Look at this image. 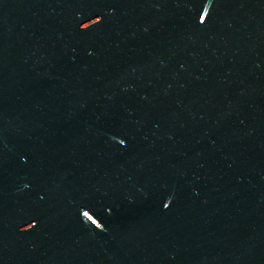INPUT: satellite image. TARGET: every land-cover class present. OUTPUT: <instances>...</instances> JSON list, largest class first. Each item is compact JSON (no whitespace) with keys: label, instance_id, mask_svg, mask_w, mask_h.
<instances>
[{"label":"water","instance_id":"95a60500","mask_svg":"<svg viewBox=\"0 0 264 264\" xmlns=\"http://www.w3.org/2000/svg\"><path fill=\"white\" fill-rule=\"evenodd\" d=\"M0 264H264V0H0Z\"/></svg>","mask_w":264,"mask_h":264}]
</instances>
